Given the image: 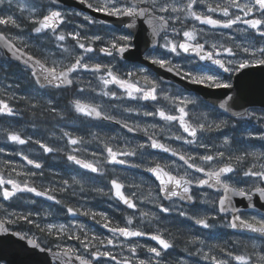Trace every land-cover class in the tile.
<instances>
[{"label":"snow or ice","instance_id":"1","mask_svg":"<svg viewBox=\"0 0 264 264\" xmlns=\"http://www.w3.org/2000/svg\"><path fill=\"white\" fill-rule=\"evenodd\" d=\"M78 3L86 4L89 9L95 12L104 13L108 17L117 18L124 24L126 34L91 35L85 30V24H73L71 17L82 16L89 25L104 24L105 21H97L92 16L84 15L81 12H68L61 10L65 0H49L43 3L42 0H32L31 6L27 8L28 15H23L25 9L16 3V10L21 13L19 17L15 13H10L13 0H0V45L11 54L17 61H22L25 70L30 71L35 84L42 89L49 87L67 90L70 86L82 82V75L87 74L99 82L100 95L109 99L130 101H151L153 102L152 111L142 113L133 107L125 108L128 113L136 112L137 115L159 117L167 122L168 125H176L181 130V134L175 135V140L182 141L193 149H204V154L196 151L181 152L172 148L159 140L149 136L147 147L159 149L164 153H170L172 157H178L183 163L175 166V173L167 164L155 162L154 166L145 170L151 173L158 181L160 192L163 193L162 199L173 201L172 206L165 207L163 204L157 206L162 213L175 212L185 220L193 221L195 225L203 229H211L217 216L224 220V227L234 230H246L257 233L259 239L264 240V217L251 219L244 217L243 210L237 206L234 198L239 197L246 201V208L255 210L257 203L264 207V163L247 162L249 153L246 149H237L234 153L231 146L234 144H244L251 140H258L264 146V130L247 133L241 139L235 136L223 134V139L219 146L214 142H206V133L221 131L228 127L224 120L218 123L209 121L207 115L202 114L200 118L193 120L190 112L198 105V101L190 95H169L160 88L162 80H158L148 74V70L143 67L134 66L132 69L121 72L116 70V65L111 61L103 63L98 60V55L111 57L113 61L126 59L125 53L135 47L133 40L142 34L147 54L144 60L151 65L158 66L169 73H174L191 84L202 85L208 88L221 89L229 88L226 83L214 72L215 68L224 73H232L253 66H264V0H223L217 3H205V0H77ZM204 6L203 11L198 9ZM219 13L222 18H214L213 14ZM198 22L199 25H208L213 29H233L237 33H246L250 38L255 39L256 43L249 42L246 45L228 43H211L210 48H206L207 40L202 43L200 37L205 33L204 28H199L195 23L188 25V21ZM139 22V25L137 24ZM179 24V27L176 25ZM72 25L71 30L65 31V27ZM19 29L17 36L6 35L8 27ZM28 31L25 33L24 28ZM64 26V27H62ZM136 29V31H132ZM150 30V37H149ZM35 33V36H31ZM163 33V35H161ZM223 35V33H221ZM27 37V39H26ZM28 39L40 41L48 40L58 50L63 59L53 61L51 65L47 60L37 58L31 54L28 48ZM229 39H234L230 37ZM69 41L71 43H69ZM99 42V46H97ZM19 43V46H17ZM260 44V46H257ZM172 57L182 58L183 63H173ZM67 61V63H65ZM204 62L211 64L214 68L207 70H197L192 65ZM109 86H115L120 90L113 91ZM96 89L88 81V88L81 87L80 93ZM22 99L15 95L7 99L0 98V116L16 117L19 115L10 101ZM228 97V100H231ZM167 101L171 106L170 110L158 106L161 102ZM228 100L219 104V108L225 112L229 111ZM191 106V107H190ZM72 107L76 112L85 117L115 121L122 123L123 127L129 132L143 131L148 133L149 128L156 127L149 125L141 128L140 125L131 126L127 122L116 120L114 116L106 114L99 106L94 104H83L79 99L72 102ZM49 111L59 115L56 107H50ZM232 115L245 118V113L237 112ZM250 117H255V113H248ZM264 120V116L258 117ZM63 137L73 147L72 153L67 155V160L75 165L103 176L104 170L98 167L93 161L85 160L74 154L80 151V144L85 141L82 137L73 136L69 132H63ZM6 141H11L15 145H27L35 143L40 146L43 152L54 153L59 149L42 143L41 140L33 141L32 136H26L19 131H11L6 137ZM141 148L145 147L140 145ZM224 149V150H221ZM106 159L112 164L125 165L127 159L120 157H130L136 155L135 150H114L107 144L104 145ZM5 148L0 147V153H4ZM15 155L21 156L27 165L41 171H21L17 172L16 167L11 168V172L16 175L24 176L25 179L18 181L9 176L5 178L0 172V199L12 201L18 199L20 193H32L36 197H44L56 204L62 201L57 200L54 193L57 191L68 192L73 185H80V181L72 178L62 180V186L56 187H37L34 182L30 183L32 177L44 176L43 164L38 160L30 158L29 155L21 151H15ZM96 156V153H92ZM253 157L264 159V153H251ZM6 163L11 164V161ZM139 167V165H132ZM182 169V172H181ZM202 174V175H197ZM111 198L122 202L128 209H137L135 202L136 193L126 195L125 185L117 179L110 181ZM10 186V187H8ZM206 189H214L215 197L209 198ZM81 191L83 187L81 186ZM97 192L104 193L103 189H95ZM205 190V191H201ZM74 194V192H73ZM175 198V200H174ZM179 201L180 203H175ZM35 203V201H31ZM187 203L191 208H197L200 203L210 205V211L214 215L204 213L200 215L196 212L189 213L183 208ZM0 209L4 211L3 218H0V232H8L6 225L15 224L24 220L43 234V238L27 234L14 233L20 239L26 240L33 249L46 254L44 264H172L170 259L176 248L175 237L165 235L166 230L157 227L154 232L145 231L139 227H132L134 215L126 217L125 226L114 224L113 221L103 212H93L90 209L67 207V213L73 216H87L107 229L109 236H99L91 233L83 224H40L33 219L39 216L40 212L18 213L9 212L3 203ZM222 214V215H221ZM45 215L50 213L45 212ZM141 222L145 219L160 222L157 213L140 211ZM148 236L157 246L140 244L133 238ZM52 238V243H47ZM65 241H76L77 245L67 244ZM196 244L194 251L188 252L189 256L200 257L210 264H229L225 259L214 254L219 246L210 247L205 251V241L199 237H193L190 241ZM253 252L245 251L242 254H234L225 248H219L220 252H227V256L235 261L236 264H264V248L256 251L257 246L252 245ZM138 250H143L147 255L141 258ZM127 252V255H125ZM51 253V259L47 254ZM3 260V257H0ZM177 264H188L186 261L178 260Z\"/></svg>","mask_w":264,"mask_h":264},{"label":"rangeland","instance_id":"2","mask_svg":"<svg viewBox=\"0 0 264 264\" xmlns=\"http://www.w3.org/2000/svg\"><path fill=\"white\" fill-rule=\"evenodd\" d=\"M42 2L48 3L46 0H42ZM217 2H223V0H205V3ZM16 3H19L21 7L25 9L23 15L26 17L28 15L27 8L31 6L32 0H13V6L10 10V13H15V15L19 17L21 13L16 10ZM198 10L203 11L204 6L200 7ZM213 15L214 18H222L219 13ZM187 23L189 26L195 23L197 27L205 29V33L202 37L207 39L209 46L211 43L216 42L228 43L233 46L235 44L246 45L249 42L253 44L256 43V40L250 38L246 33H237L235 28L213 29L211 26L199 25L198 22L191 20H189ZM0 30H4V26H0ZM27 31L28 29L25 26L24 32L26 33ZM221 33H223V35H221ZM5 34L9 35L10 37L17 36L20 34V30L11 28L9 26ZM31 36L33 35L31 34ZM230 37H234V39H229ZM257 46H260V44H257ZM25 50H31V54L39 57L42 60L46 59L49 65H51L53 61H59L63 59L56 47L46 39H41L40 41L28 39V48ZM65 63H67V61H65ZM219 76L225 81L223 76ZM31 79L32 77L28 70L17 66L9 67L4 73L0 74V98L7 99L12 95L22 98L16 101H10L12 106L18 110V116H0V147L5 148V152L0 153V172H3L5 178L11 176L18 181H22L25 179V177L22 175L18 176L16 173L11 172L12 167H16L17 172L27 170L41 171L34 169L31 165H27L26 161H24L21 156L14 154L15 151L22 150L24 154L29 155L30 158L36 159L38 162L43 164L42 171L44 172V176L32 177L30 180V183L34 182L37 187L60 188L62 186V180L67 179L71 184L72 178L79 180L81 183L80 185H73V187L70 188L68 192L57 191L54 193L56 199L62 201L61 204H48L44 201H38L27 192L18 194L19 198L12 201H3L0 199V203H3L4 207L9 212L15 211L18 213H27L39 211L40 215L34 216L33 219L42 225L46 223L69 225L80 223L86 227L88 220L92 219L82 215L77 216L78 218H74L71 214L67 213V207L81 208L82 210L90 209L93 212H103L106 213L109 218L110 214L117 213L120 216L123 215L121 217V221L125 222L127 216L134 215L135 218L133 223L136 220H140V211L157 213L161 218L159 223H157L155 220H145L149 222V226L154 230H156L157 227L161 228V230H165L169 229L171 226H176L179 231L183 232V234H179L180 237H178L179 247L181 248L179 257L180 260L186 261L188 264H210V262L204 261L200 257L189 256L188 254V252L194 251L197 247L196 244L190 243L192 238L196 237L197 235L201 236L199 239L205 241V251H207L210 247L219 246V248H225L227 251H231L234 254H242L245 251L249 253L253 252V244L257 246L256 251L264 248V243L261 241L252 240L248 237H238L233 233H230L229 228L223 226L225 221L221 220L219 216H217L215 221H209L210 223L214 224L213 228L203 230L199 225H197V228L194 229L192 227L193 221L185 220V218L179 217L175 212H160V209L157 206L158 204H163L165 207H168L172 206L173 202L169 204L164 202L160 195L157 182L153 180L148 174H146L147 171L145 169L151 167L152 163L159 162L160 160V158L157 155L152 154L150 149L147 147L148 142L146 140L130 136L117 127L115 128L118 130L112 129L111 127L107 126L106 123L102 125L94 124L84 119L82 121H79L78 119L69 121L67 114L71 113V111L66 106L64 100L54 105L53 101L55 100L49 99L48 94L43 92L41 93L40 89L33 82H31ZM60 93L61 92L59 91H55V94H57L56 100L60 99V96L58 95ZM191 97L198 99L195 96ZM116 103L119 107V112L115 114L119 116V120L127 122L131 126L138 124L141 128L153 125L143 120L142 114L137 115L136 112H133V115H129L128 112L124 111L125 108L130 107V102L117 100ZM109 104L110 103L107 102V99L101 101V105H104L103 111L106 114L109 110ZM112 105L116 106V104ZM50 107H56L59 112V115H57L59 120L56 122V127L53 128L54 130L52 132H50L49 129L47 130L44 125H39L38 122L40 121H38L35 116L37 112L39 113L41 108H46L47 113L51 115L52 112L49 111ZM137 110L141 113L144 111L142 106ZM108 113L110 115L112 114V112ZM193 113L195 114L194 117L192 115ZM251 113H255L256 115L255 117H250L248 119V123L241 126L240 131L242 134L238 135V140L245 137L247 133L255 132L257 130H264V120L258 119V117L264 116V111L253 110ZM202 114L207 115V118L214 116L211 111L205 110L201 106L200 102H198V105L190 112V116L193 118V120H195L200 118ZM220 120L226 121V119L222 118L219 119V121ZM227 124L230 128L235 126L233 123L230 124L227 122ZM68 125L73 126V128L69 127ZM41 128L45 130H41ZM155 128L156 127L149 128L147 134H150L153 131L157 132ZM164 130L168 131L167 133L173 136L181 134V130L176 125H170L166 128L164 127ZM11 131H19L23 135L32 136L33 141L39 139L42 143L55 147L59 149V151L54 153L43 152L40 146L34 142L23 146L15 145L11 141H6L5 139L6 135ZM63 132H69L73 136L83 138L85 142L77 146L79 147L80 151L74 154L78 155L82 159L95 162L98 167H101L104 170L103 176H100L97 173H91L88 170L83 169L80 166L75 165L73 162L67 160V155L73 154L72 149L74 146L68 143L67 137H63ZM139 132L141 134H145L143 131ZM258 142L260 141L251 140L244 144L237 143V146L233 152L235 153L237 149H246L249 153L247 162L256 163L259 165L260 163H264V159L253 157L251 155V153H264V146L261 145V142ZM105 144L112 147L114 150H135L136 155L127 158L120 157L121 159H127L128 163L125 165L112 164L106 159L107 153L104 151ZM140 145H144L145 147L141 148ZM92 153H96V156H93ZM7 161H11L12 163H6ZM132 165H139V167H132ZM112 178H116L125 184L127 191L126 193L128 195H131L133 192L136 193L135 200L138 208L135 211L126 209L117 201H115V199L111 198L109 189L111 188L110 180ZM81 186L84 189L83 191L80 190ZM95 189H103L104 193H109V195H104L103 193L97 192ZM31 201H35V203H32ZM59 210L63 213L62 216L59 215ZM194 210L195 211L188 212L190 214L196 212L200 215H203L207 212L210 215H214V213L210 211V206L200 205ZM45 212L50 213V215H45ZM3 216L4 211L0 209V218H3ZM80 217L82 218L79 219ZM92 221L96 222L94 220ZM7 226L10 228V230L19 231L22 234H27L29 237L36 235L43 238V234H41L34 227V225L29 224L24 220H20L15 224ZM139 228L144 229L145 226L140 225ZM87 229L92 233L93 227H87ZM51 242L52 238H49L47 243L50 244ZM65 242L72 245H77L78 243L76 241ZM137 242L140 244L154 246L145 242ZM185 248L188 249V252L184 251ZM219 248L215 249L214 254L218 255L222 259L227 260L229 264H236L235 261H232L231 258L227 256V252H220ZM138 252L141 253L144 251L138 250Z\"/></svg>","mask_w":264,"mask_h":264},{"label":"flooded vegetation","instance_id":"3","mask_svg":"<svg viewBox=\"0 0 264 264\" xmlns=\"http://www.w3.org/2000/svg\"><path fill=\"white\" fill-rule=\"evenodd\" d=\"M201 7H203V6H201ZM73 12H81L84 15L91 16L90 14H88V13H86L84 11H80V10H73ZM71 19L73 21V24H85L86 25L85 30L88 32L89 35H91L93 33H96V34H100V35H107L110 38V36L113 35V34L117 35V36L122 35V34H126V31L124 29L112 28V27H108V26H106L104 24L89 25L87 21L83 20L82 16H73V17H71ZM176 26L179 27V24H177ZM71 28H72V25H68V30H71ZM161 35H163V33ZM204 40H207V39L205 37H200V41L202 43L204 42ZM69 43H71V42L69 41ZM97 46H99V42H98ZM205 47L206 48H210V46L208 44H206ZM146 54H147V52H146V49L144 48L143 53H142V57L144 58V56ZM172 59H173V63H183L182 58L172 57ZM98 60L100 62H103V63H108L109 61H111L113 64L116 65V70H119L121 72H124V71H127L129 69H132L134 66L143 67V68H146L148 70V74L150 76L155 77L158 80H161L159 75H158V73H157V71H156V68L158 66L151 65L149 62L147 63V62L134 61V60H129V59L113 61L111 57H105L102 54L98 55ZM191 67H194L197 70H207L209 68H214L213 66L205 64L203 62H200L198 64L192 65ZM210 74L221 75V76L224 77L226 83L230 84L231 80H232L233 72L232 73H227V74L224 75L222 72H219L215 68L214 72H212ZM88 81H91V86L94 87L96 89V91L92 92L90 90H86L85 92L80 93L78 91V89L81 88V87H84V88L87 89L88 88ZM98 85H99V82L97 80L92 78L90 75L84 74V75H82V82L81 83H78V84H75L73 86H70L67 90H60V89H55V88H51V87H49L47 89H43V90H45L47 92H50L48 98L51 99V100H55V101H53L54 105H56L58 101L61 102L62 100H64L66 106L71 111V113L67 114V117H68L69 121L70 120H77V119L79 121H82L84 119V120H88L89 122L94 123V124L102 125V124L106 123L107 126L111 127L112 129L119 128L124 133L130 134L131 136H134V137H137V138H140V139H143V140H146L147 142L149 141L148 137L149 136H153V138L159 140L160 142H162V143H164V144H166V145H168V146H170L172 148L177 149L178 151L191 152L193 154L196 151H198L199 153L204 154V152H205L204 149H198V150L193 149L192 147L184 144L182 141H178V140H175L174 138H172L174 136L169 134V133H167L168 131L164 130V127L166 128V127H168L170 125H168L167 122L161 120L159 117L153 118V117H150V116H148V117L143 116V120H145L146 122L151 123V124L156 126L155 130L157 132L153 131L150 134H141L139 131H136L135 134L133 135L126 128L123 127L122 123H116L115 121L92 119V118L85 117L82 114L76 112L75 109L72 107V102L74 100L79 99L81 102H84L86 104L97 105L102 110H104V105H101V101L102 100L104 101V100L107 99V102L110 103L109 105L111 106L110 107L108 105L109 106L108 112H112L111 116H114L116 118V120H119L118 119L119 116L115 114V113L119 112V109H118L119 107L117 106V103H116L117 100L109 99L108 97L101 96L100 95V86H98ZM109 87L111 88V90L120 91V90L116 89L115 86H109ZM160 88L163 89L169 95H181L182 94V95H186L187 96V93L184 90H182L181 88H179L177 86H174V85L167 84L164 81L160 84ZM55 91L61 92V94H58L60 96V99H58V100H56L57 94H55ZM122 101L130 102V107H133L135 109H139L142 106L144 111H152L153 110V102H151V101H139V102H136V101H130V100L126 99V98L124 100H122ZM112 104H116L117 107L113 106ZM158 106L165 107L166 111L170 110V108H171L169 103L167 101H163V100H161V102H160V104ZM108 112H107V114L110 115ZM216 112L218 113V116H216V117H208L209 121H215V122L218 123L219 122L218 119H221V118L222 119L226 118L228 122H231L233 120V119H231L229 117L224 116L219 111H216ZM130 114L133 115L134 113L132 112V113H129V115ZM192 115L194 117L195 114L193 113ZM122 119H124V118H122ZM48 123H49V121H48ZM234 123H236V121H234ZM50 125H52V126H50L49 131L52 132L54 130L53 128L56 127V125L54 124V120L50 123ZM69 127L73 128V126H69ZM115 127H117V128H115ZM226 132H229L228 128H227V130L222 129L221 131H213V132L206 133L205 134V136L207 137L206 142H209V141L210 142H214L217 146H219L221 141H222V139H223V133L226 134ZM221 150H224V149H221ZM153 153L160 158L159 163L169 165L172 168L174 173H175V166L173 165L172 162L175 161L176 165H181L183 163L182 161L170 156V154H168V153H164V152H153ZM153 165H154V163H152L151 166H153ZM181 172H182V169H181ZM112 175H113V173H112ZM197 175H202V174H197ZM201 191H205V190H201ZM206 191L209 193V198H214L215 197V190L214 189H206ZM126 192L127 191H126V186H125V193ZM163 200H164V202H166V204H169V203L173 202V201H169V200H165V199H163ZM174 200H175V198H174ZM38 201H41V199H39ZM115 201H117V200L115 199ZM135 202H136V200H135ZM51 203H55V202L51 201ZM175 203H180V202L179 201H175ZM200 205H202V206H210V205H206L204 203H200L199 206ZM182 206H183V208L186 211H189V212L195 211L194 209H196V208H191L186 203H184ZM243 214H244V217L247 218V219H251L252 216H257V218L264 217L263 215L255 214V213L248 212V211H243ZM59 215L60 216L63 215V213L60 210H59ZM122 216L118 215L117 213H112V214H110V219L113 221L114 224H119L120 226H125L126 222L125 221H121V217ZM73 217L74 218H78L77 216H73ZM81 218L82 217H80L79 219H81ZM123 219H125V218H123ZM140 225L145 226V228L143 229L145 231H150V232H154L155 231L153 228H151L149 226V222H147L146 220L141 222V219L140 220H136L133 223L132 227H139ZM87 227L88 228L93 227L92 233H95L96 235H99V236H109L110 235L108 230L102 227V224H99L97 222H93L92 220H88ZM192 227L195 229V228H197V225H195L194 222H193L192 223ZM201 229H203V228L201 227ZM165 230H166L165 231L166 237L169 234H171L172 236L175 237L176 248L174 250L173 256L170 259L172 260V264H177V261L180 260L179 254H180V250H181V248L179 247V239H178V237H180L179 234L182 235L183 232L179 231V229H177L176 226H171L169 229H165ZM203 230H207V229H203ZM229 232L233 233L230 228H229ZM233 234L238 236V237H240V236L243 237L244 236V235H237L235 233H233ZM196 237H201V236L197 235ZM250 239L258 240V241H261L262 243H264V240H261L259 238L250 237ZM134 240L135 241H139V242H145L147 244H152L154 246H157L156 243L153 242L150 239H134ZM263 247H264V244H263ZM125 255H127V252H125ZM138 255L141 258H144V257H146L147 254L144 253V252H141V253L138 252ZM0 264H8V263L1 262Z\"/></svg>","mask_w":264,"mask_h":264},{"label":"water","instance_id":"4","mask_svg":"<svg viewBox=\"0 0 264 264\" xmlns=\"http://www.w3.org/2000/svg\"><path fill=\"white\" fill-rule=\"evenodd\" d=\"M63 8H78L87 11L91 15H93L97 20L105 21L104 23L105 25L124 29V24L120 23L117 20V18L108 17L104 13L95 12L92 9H89L86 4L78 3L77 0H65ZM137 24L139 25V22H137ZM132 31H136V29H133ZM33 34L36 35L35 33ZM148 34L150 37L151 35L150 30ZM133 43L135 47L130 49L128 53H125L126 59L147 62L142 57V53L145 48L143 35L138 34V38L134 39ZM0 50L3 52V55L7 59L21 66H24L22 61H17L14 58H12L11 54L8 53L7 50L3 48L2 45H0ZM216 69L222 72V70L218 68ZM156 71L163 81L169 84L177 85L182 89L186 90L187 92L198 96L202 101L207 103L210 107L220 110L222 113H224L227 116L240 119L239 117L232 115V113L243 112L246 114L245 115L246 118L249 109L252 108L264 109V66H253L236 71L233 74L232 82L230 83L231 87L221 88V89H214L202 85L191 84L185 80H182L174 73H169L159 67L156 68ZM228 97H231L232 99L228 100ZM225 100H228V107H229L228 112H225L223 109L219 108V104ZM153 150L161 151L159 149H153ZM175 158L179 159L178 157ZM148 174L155 179V177L151 173L148 172ZM161 196L163 197V193H161ZM38 198L46 199L44 197H38ZM234 200L237 206L240 207L242 210L264 215V207H261L259 203H257V208L253 210L246 208L247 202L242 200L241 198L236 197L234 198ZM232 231H234L235 233L246 234L258 238L260 235L246 230L232 229ZM14 233H20V232L10 231V230L6 233L0 232V257H3V260L0 261H5L8 264H44V261L46 259V254L40 252L39 250L33 249L31 245L27 244L26 240L20 239V237L15 235ZM141 238L150 239L148 236L133 238V239H141ZM47 258L51 259V253L47 254ZM53 264H55L54 261Z\"/></svg>","mask_w":264,"mask_h":264},{"label":"trees","instance_id":"5","mask_svg":"<svg viewBox=\"0 0 264 264\" xmlns=\"http://www.w3.org/2000/svg\"><path fill=\"white\" fill-rule=\"evenodd\" d=\"M0 74H2V73H4L5 72V70H7V68H9V67H14V66H17V67H20V66H18V65H16V64H14V63H11L10 61H8V60H6V59H4L3 58V56H2V54H1V52H0ZM31 82H33L34 83V81H33V79H31ZM35 84V83H34ZM46 94H50V92H46ZM197 101L198 102H200V104H201V106L204 108L205 107V104L202 102V101H200V100H198L197 99ZM213 112H216V111H213ZM35 116H36V118L38 119V121H40V122H38V124L40 125V124H42V125H44L45 127H46V129L48 130L49 128H50V126H52V125H50V123L54 120V121H58L59 120V118L57 117V114H54V113H52L51 115H49L48 113H47V109L46 108H41L40 109V111H39V113L37 112V114H35ZM39 119H41V120H39ZM48 121H49V123H48ZM49 125H48V124ZM224 129V128H223ZM41 130H45V129H43V128H41ZM233 135H238V134H241L242 132L240 131V129H234V130H232V131H230ZM258 143H260V142H258Z\"/></svg>","mask_w":264,"mask_h":264},{"label":"bare ground","instance_id":"6","mask_svg":"<svg viewBox=\"0 0 264 264\" xmlns=\"http://www.w3.org/2000/svg\"><path fill=\"white\" fill-rule=\"evenodd\" d=\"M13 75V74H12ZM28 103V102H27ZM26 104V103H25ZM28 105H30V104H28ZM23 106V105H22ZM25 197V196H24Z\"/></svg>","mask_w":264,"mask_h":264}]
</instances>
